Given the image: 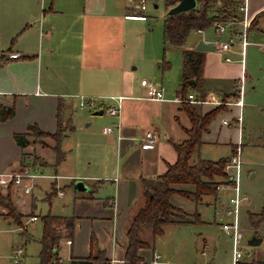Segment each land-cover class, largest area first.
Instances as JSON below:
<instances>
[{
    "label": "crops",
    "instance_id": "0c3cea01",
    "mask_svg": "<svg viewBox=\"0 0 264 264\" xmlns=\"http://www.w3.org/2000/svg\"><path fill=\"white\" fill-rule=\"evenodd\" d=\"M138 1L0 0V50L19 53L15 58L0 56V108L14 110L11 117L0 119V173L18 172L25 165L35 172L29 193L11 195L23 214L36 215L37 219L47 213L72 217V234L60 239L57 250L58 259L63 262L100 251L106 259H124L126 230L135 211L144 203L141 179L161 174L175 161L173 143L187 139L186 129L191 127L185 111L187 105L197 114L216 107L210 103L178 102L175 97L193 93L201 98L211 93L231 101L244 73L243 107L248 114L255 107H264V0H247L245 14L250 26L252 19L259 16L250 28L252 40L245 47L243 57L239 48L219 49L217 44L222 34L213 27L191 30L181 47L166 44L164 16L162 29L150 26L146 23L147 6L139 8ZM153 5L157 7L156 3ZM200 40L214 44L215 49L201 50L202 76L198 82L191 80L194 84L182 95V49L198 50L196 45ZM146 78L163 85L166 99L144 97L140 79ZM196 83L198 88H194ZM80 95L106 97L108 104L115 103L109 97L119 98L120 113L112 116L103 109L102 114L94 115L93 111L101 108L98 107L75 114ZM224 106L202 131L192 161L216 160L221 156H208L209 151L222 146L229 148L230 154L233 146L240 144L241 149L244 145L253 146L244 157V162L252 163L253 153L264 146L256 145L260 136L252 128H245L247 124L242 122L241 132L234 125L232 118L238 108ZM224 118L231 120L224 124ZM60 120L62 125L66 121L71 125L60 142L63 152L70 136L72 140L79 138L76 144L80 147L75 152L78 160L70 170L65 169V152L63 160L54 166V140L50 136L41 138L46 145L30 142L23 147L14 138L15 133L27 132L30 139L31 125L54 133ZM105 126H112V131L104 133ZM149 130L155 131L156 140L144 139ZM83 147L87 149L85 152ZM48 166L52 174L43 173V168ZM58 168L63 170L61 174ZM182 186L191 188L176 187ZM52 188L54 194L47 200L46 194ZM4 190L0 188L1 192ZM36 192L43 193L40 198L47 202L46 213L37 212ZM67 195H71V204L65 201ZM212 202L214 205L221 202L220 191L214 196L205 194L197 202L179 193L172 194L170 203L190 220L172 221L156 236L148 229L142 230L141 238L146 245L138 248L139 259L133 264H169L172 254L179 250L174 245L169 252L157 237L170 240L174 236H169V228L203 222L196 207ZM54 210L67 212L59 215ZM0 217L12 223L6 215ZM216 224L219 226L217 219ZM16 238L29 242L33 235L27 228L24 233L17 231ZM68 239L70 243L66 242ZM263 240L264 237L255 245ZM208 246L202 237L199 252L208 255L207 260L176 262L212 264L213 254L207 250ZM155 252L160 257L152 263ZM257 259L260 258H252L250 264Z\"/></svg>",
    "mask_w": 264,
    "mask_h": 264
},
{
    "label": "trees",
    "instance_id": "16d2710c",
    "mask_svg": "<svg viewBox=\"0 0 264 264\" xmlns=\"http://www.w3.org/2000/svg\"><path fill=\"white\" fill-rule=\"evenodd\" d=\"M164 1L165 10L177 2V0ZM196 1L195 8L164 17L163 39L166 44L181 47L191 30L211 28L216 22H227L230 17L237 20L241 19L239 7L242 0ZM216 1L219 2V5L214 7ZM258 16L259 14L252 19L250 28L254 27ZM233 28L238 30V24L235 23ZM203 63L204 53L201 50L182 49V79L180 83V93L182 95L191 86V80L196 82L200 80ZM194 88H198L197 83ZM224 107L223 104H220L203 114H197L190 105L185 107V111L190 118L191 127L186 129L187 139L180 143H173L176 151L175 161L167 165L166 170L161 174L153 178L141 179L144 203L135 211L126 230L127 244L124 250L123 264H133L139 259L137 250L146 245L141 238L142 230L148 229L153 236H156L162 234L164 226L172 221L186 222L190 220L170 203L172 194L179 193L197 202L205 194L216 195V185L221 181L217 177L228 178L229 180V176L224 172V166L230 157H220L216 160L202 158H197L195 161L191 160L195 147L200 144L202 131L206 130L209 122ZM13 113V108H0V119L11 117ZM70 129L69 122L66 121L62 125L60 120L54 133L43 132L31 125L28 127L31 134L30 139L27 132L15 133L14 138L17 144L23 147L30 142H34L38 136H50L54 140L52 150L55 153L54 166H56L64 158V152L60 148L61 139ZM175 185H189L191 188L184 186L180 188ZM53 194L54 189L52 188L46 194V199L50 200ZM0 206L7 210V216L12 219L14 225L22 224L24 214L19 211L13 202L9 188L5 192L0 191ZM40 219L42 221V232L39 238L40 249L37 264L106 263L107 259L102 251L84 257L71 258L67 262L60 261L57 256L59 241L72 234V217H59L47 213L42 215ZM249 219L251 225L256 228L264 220V207L259 213H249ZM252 264H264V261H253Z\"/></svg>",
    "mask_w": 264,
    "mask_h": 264
},
{
    "label": "rangeland",
    "instance_id": "374dc122",
    "mask_svg": "<svg viewBox=\"0 0 264 264\" xmlns=\"http://www.w3.org/2000/svg\"><path fill=\"white\" fill-rule=\"evenodd\" d=\"M164 2H165L164 0H146L145 5L147 7L145 10V14L148 16V21L146 23H148L150 26L153 25L155 27H159V29H162L161 19L166 11ZM154 3L157 4V7H154L153 5ZM217 5H219L218 1H216V3H214L213 6L216 7ZM251 40L252 38L250 36V41ZM220 41H228V35L226 33H223L221 35ZM230 47L231 49L235 50V48H240V45L238 43H233L230 45ZM146 79L156 81L155 79H151V78H146ZM86 109L87 108L82 110L76 107L75 114L85 112ZM254 109L255 110L252 113L248 114L246 111V107L245 108L242 107L241 109L242 122H244V125L247 124V126L245 125V128L246 127L249 129L252 128L257 133V136H260L259 139H257L256 141V145L258 144L263 145L264 144V107L258 106L255 107ZM242 122H241V127H242ZM234 125H236L237 127V124ZM241 127L238 128L240 132L242 130ZM42 137L43 136L36 137L34 142L32 143L38 145L39 144L46 145L43 141H41ZM72 137L73 136H70V138L67 140L64 149V152L66 154L65 169L67 170H70L71 167L74 164H76L78 159L75 152H76V148L78 149L80 147V146L77 147L76 144V141L79 138L76 136L75 139L72 140L73 139ZM237 145L233 146L232 153L234 152V149ZM244 146L241 149V154H240L241 164L237 178V188H238L239 196L242 198L241 206L238 212V225L242 234V237L239 239V242L243 255L239 258L236 264H250L252 258L255 259L264 258V240L259 245L249 244V240L253 236H255L254 234H257L259 237L260 236L264 237V220L261 221L256 228H254L251 225L249 219V213H248V209L251 210L250 213H259L264 206V146H259L260 151H255L254 153L252 152L253 153L252 163L244 162V157L246 156L247 153L251 151L250 149L253 146L246 145L245 148ZM82 150L83 152H85L87 149L86 148L84 149L83 147ZM232 153L229 154V148L218 146L215 150L209 151L208 156L231 157ZM57 170L59 174H61L63 171L60 170L59 168ZM65 172L67 171L65 170ZM43 173L52 174L53 170L50 169V166L44 167ZM217 178L221 180L218 183V185L228 186L227 184H230L228 178L227 179L222 177H217ZM230 186H232V184ZM230 186L222 190L221 188L217 189V192L220 191L221 202L219 204L217 203L216 205H214V203L212 202L208 206L205 205L204 203L197 205L196 207L197 211L200 213V217L203 220V222H198L196 224H191V225H180L174 228H169V230H167L170 232L169 236H174L170 240L163 238L161 236L157 237V241L161 244L162 247L164 246L169 252L172 251L174 245H176L175 246L176 249L179 250L178 253L174 252L172 254V258L169 259L167 263L180 264L176 261L189 262V260L191 261L207 260L208 255L202 256L199 252L200 250L199 248L201 247V243H202V237H205L209 244L207 250H209L213 254L212 264L233 263L231 238H228L229 236L226 233L220 231L219 226L216 224L217 215L223 211L224 206L228 204L229 197L233 196L235 193L234 188ZM8 188L10 190L11 195L14 193L16 194L22 193V190L20 188L14 187L12 185L7 186L5 190L2 192H5ZM65 192H67L68 194V191H66V189ZM36 194L39 199L37 212L46 213L47 202L45 203L41 201L40 198L43 196V193L36 192ZM59 201L60 203L63 202V200L61 199ZM65 201H67L68 204H71L72 202L71 195L70 196L67 195V199ZM0 207H1L0 215L7 216V210L2 206ZM17 208L20 211V207L17 206ZM57 209L59 208L57 207ZM53 212L55 214L60 215V214H65V212L67 211L54 210ZM29 217H30L29 215L24 214L22 218L23 222L21 225H14L11 222L10 224H8V220L6 221L5 219H2L0 217V264H37L38 263V253L40 249L39 237L42 232V221L39 217L37 220L29 223L28 222ZM8 218L12 221L10 217ZM226 219L228 218L226 217ZM27 228L28 231L33 235V240H30L29 242H26L23 239L18 240L16 238L17 231L19 233H24ZM169 232H165V235H168ZM17 247L22 248L23 253L19 256V261L15 263L11 257V254L13 253V250ZM156 251L158 252V250ZM255 251L257 252L255 253ZM260 259H257L255 261H263ZM119 264H123V263H119Z\"/></svg>",
    "mask_w": 264,
    "mask_h": 264
},
{
    "label": "built area",
    "instance_id": "2783aa9c",
    "mask_svg": "<svg viewBox=\"0 0 264 264\" xmlns=\"http://www.w3.org/2000/svg\"><path fill=\"white\" fill-rule=\"evenodd\" d=\"M146 0H139L138 6L139 8L145 7ZM246 4L247 0H242V4L239 7L241 19L237 20L234 17H230L227 22L221 23L216 22L214 23L213 28L218 34L226 33L228 35V41H219L218 47L221 50H229L230 45L233 43H238L240 45L239 53L241 57L244 55L245 47L251 42L250 41V20L246 17ZM237 23L239 26L238 30H234L233 25ZM7 55L11 58H15L19 56L17 52H6L0 50V56ZM227 59V58H226ZM245 75L244 73L239 78L236 91H235V98L231 101H227L222 99L221 97L209 93L205 97H195L193 93H188L186 97H175L174 100L178 102L182 101H189L198 104L210 103L213 105H234L238 108L237 114L233 116V122L237 124V127H241L242 122V112L241 109L243 107V99H242V92L245 82ZM140 85L144 88V97L152 100H163L166 99L164 95V87L160 82L148 80V79H140ZM110 99H114V104H108L106 97H93V96H84L80 95L78 97V108L85 109V108H98L101 107L106 111L107 114L112 116H118L120 113V101L119 98L109 97ZM231 119L224 118L222 122L224 124H228ZM118 127V124L116 125ZM112 126H105L103 127L104 133H109L112 131ZM144 139L148 141L156 140V133L154 130H149L145 133ZM240 154H241V147L238 144L234 152L232 153L229 161L224 166V172L229 176L230 184L228 186H221L216 185V189H225L229 187L231 184L234 188V195L230 196L228 199V204H226L223 208V211L217 215V221L219 224V228L227 233L231 238V245H232V253H233V263L236 264L239 258L243 255L240 246V229L238 225V212L241 206L242 198L239 196L238 188H237V178L238 173L240 170ZM232 171V172H231ZM234 171V173H233ZM36 176L35 172H32L29 169L28 165L23 166L20 171L18 172H1L0 173V188H6L9 185L14 187L20 188L22 192L29 193L33 186V178ZM232 182V183H231ZM61 195L62 192H59ZM1 208V207H0ZM1 212V209H0ZM226 217L228 219H226ZM37 219L36 215H31L28 218V222L31 223ZM67 243H70V240H66ZM22 248L17 247L13 250L11 257L13 261L16 263L19 261V256L22 254ZM160 255L158 253H154L152 263H156L159 259ZM124 259H118L115 257L108 258L105 264H119L123 263Z\"/></svg>",
    "mask_w": 264,
    "mask_h": 264
},
{
    "label": "water",
    "instance_id": "95a60500",
    "mask_svg": "<svg viewBox=\"0 0 264 264\" xmlns=\"http://www.w3.org/2000/svg\"><path fill=\"white\" fill-rule=\"evenodd\" d=\"M196 5H197V1L196 0H177V2L174 5L170 6L165 11L164 17L166 15H171V14L183 12V11H186V10H189V9H193V8L196 7ZM196 49H198V50H212V49H215V45L200 40V41H198V43L196 45ZM190 83L194 84L193 81H191ZM102 113H103V109L102 108H98V109H95L93 111L94 115H98V114L100 115ZM260 240H261L260 237L253 236L249 240V244L255 245V244L259 243Z\"/></svg>",
    "mask_w": 264,
    "mask_h": 264
}]
</instances>
